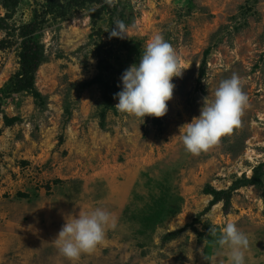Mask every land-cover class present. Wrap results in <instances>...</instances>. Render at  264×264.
Masks as SVG:
<instances>
[{
  "label": "rangeland",
  "instance_id": "374dc122",
  "mask_svg": "<svg viewBox=\"0 0 264 264\" xmlns=\"http://www.w3.org/2000/svg\"><path fill=\"white\" fill-rule=\"evenodd\" d=\"M47 3L23 0L8 11L0 1V264H72L54 240L69 216L97 207L116 227L76 264H226L217 241L227 222L249 238L247 264H264V187L238 190L229 214L215 206L195 224L201 237L187 228L164 240L209 205L207 185L228 189L264 163V0H118L46 15L37 100L9 89L20 71V28L42 21ZM118 21L124 39L110 38ZM156 34L185 70L173 78L167 114L143 123L89 82L101 77L121 91L122 74ZM233 73L248 96L240 126L208 152L187 153L180 128ZM4 116L19 121L7 127Z\"/></svg>",
  "mask_w": 264,
  "mask_h": 264
},
{
  "label": "clouds",
  "instance_id": "9594fccd",
  "mask_svg": "<svg viewBox=\"0 0 264 264\" xmlns=\"http://www.w3.org/2000/svg\"><path fill=\"white\" fill-rule=\"evenodd\" d=\"M109 4L112 0H106ZM127 26L116 22L110 38H126ZM183 69L173 46L156 34L144 46L138 64H133L121 76L122 89L115 94V108L144 123L145 117L162 118L168 112V102L173 99V78L182 76ZM248 96L243 91L242 80L233 73L219 83L214 93L203 98L199 117L180 128L179 138L187 153L199 156L219 144L241 124ZM142 123V124H143ZM54 240L61 255L76 264L84 253H92L101 245L109 228L117 221L103 207L90 213L69 216ZM217 241L218 249L227 257L226 264H247L250 241L236 224L227 222Z\"/></svg>",
  "mask_w": 264,
  "mask_h": 264
},
{
  "label": "trees",
  "instance_id": "16d2710c",
  "mask_svg": "<svg viewBox=\"0 0 264 264\" xmlns=\"http://www.w3.org/2000/svg\"><path fill=\"white\" fill-rule=\"evenodd\" d=\"M2 1V7L8 11H14L19 7L23 0H0ZM63 0H48L46 5V10L44 12V17L42 21H39V17L36 16L35 20L29 24L24 25L20 28L19 35L22 38L21 52L19 55L20 59V71L17 77L9 89L11 93H28L32 95L35 99L41 100L42 95L38 91L36 86L37 72L45 59L44 47L40 43L37 37V33L42 28L45 22V16L50 14H57L58 17L69 16L74 8L84 7L90 4H105L104 8L110 7L106 0H67V4L60 5ZM124 1V0H122ZM103 9L98 10L95 14L99 16ZM8 16V15H7ZM9 17V16H8ZM5 28V18L0 17V29ZM205 71H202V76H204ZM101 83L104 88V93L107 96V103L111 104L112 99L115 94L119 92V89L111 87L109 84L104 83L100 78H96L89 84ZM1 97V96H0ZM2 104L0 101V109ZM19 121L17 117L4 116V122L7 127H12ZM257 186L264 187V163L253 169V175L251 177L244 176L237 179L233 184L225 190H219L212 185H207L204 189V193L212 197L209 205L197 215L193 223L190 226H186L182 229L168 233L164 240H174L177 239L187 228H192L199 237L202 236L201 233L195 228V224H198L203 216L208 214L215 206L223 203V209L226 214H229L232 208V199L234 194L245 187Z\"/></svg>",
  "mask_w": 264,
  "mask_h": 264
},
{
  "label": "built area",
  "instance_id": "2783aa9c",
  "mask_svg": "<svg viewBox=\"0 0 264 264\" xmlns=\"http://www.w3.org/2000/svg\"><path fill=\"white\" fill-rule=\"evenodd\" d=\"M114 2H118V0H112V4H113Z\"/></svg>",
  "mask_w": 264,
  "mask_h": 264
}]
</instances>
